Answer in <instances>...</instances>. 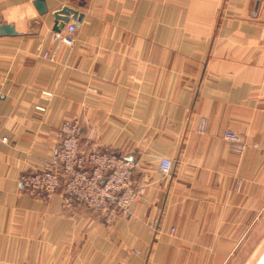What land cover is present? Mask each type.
<instances>
[{
    "label": "crops",
    "instance_id": "crops-1",
    "mask_svg": "<svg viewBox=\"0 0 264 264\" xmlns=\"http://www.w3.org/2000/svg\"><path fill=\"white\" fill-rule=\"evenodd\" d=\"M64 6L84 17L57 49ZM3 23L17 35L0 33V264H264V0H0ZM65 120L145 186L110 223L20 183Z\"/></svg>",
    "mask_w": 264,
    "mask_h": 264
},
{
    "label": "built area",
    "instance_id": "built-area-1",
    "mask_svg": "<svg viewBox=\"0 0 264 264\" xmlns=\"http://www.w3.org/2000/svg\"><path fill=\"white\" fill-rule=\"evenodd\" d=\"M75 31V23L70 22L64 30L54 32L52 39L57 49L61 45L72 46ZM43 58L51 62L56 60L49 49L45 50ZM38 109L44 110V107L38 106ZM80 131L77 120L63 121L59 127L60 144L54 157L41 170L23 172L19 180L25 190L44 200L53 198L63 187V210L81 202L88 209L102 214L110 223L118 213L130 211L134 202L145 194V186L134 183L135 165L127 156H121L108 148L83 150L80 147ZM224 137L234 150H243L244 145L238 133L227 130ZM6 141L0 135V143ZM159 167L168 174L174 167V161L162 158Z\"/></svg>",
    "mask_w": 264,
    "mask_h": 264
},
{
    "label": "water",
    "instance_id": "water-1",
    "mask_svg": "<svg viewBox=\"0 0 264 264\" xmlns=\"http://www.w3.org/2000/svg\"><path fill=\"white\" fill-rule=\"evenodd\" d=\"M41 5H44L43 1L38 2ZM41 13L46 12L45 5L39 8ZM55 16V32H60L65 26V23L69 22L70 19L73 20L76 27L81 25L84 14L79 12L78 10L71 8L69 6H64L60 10L54 13ZM0 33L3 35H17V32L12 24L3 23L0 27ZM127 159H131L127 157Z\"/></svg>",
    "mask_w": 264,
    "mask_h": 264
},
{
    "label": "rangeland",
    "instance_id": "rangeland-1",
    "mask_svg": "<svg viewBox=\"0 0 264 264\" xmlns=\"http://www.w3.org/2000/svg\"><path fill=\"white\" fill-rule=\"evenodd\" d=\"M160 22V17L159 16H154L153 18L149 19L148 22L146 23V25H154V24H157ZM95 132V129H91L90 130V133H89V136L92 137L93 134Z\"/></svg>",
    "mask_w": 264,
    "mask_h": 264
}]
</instances>
